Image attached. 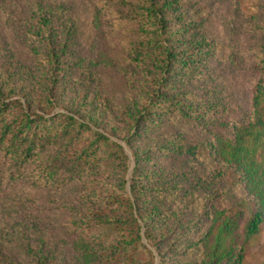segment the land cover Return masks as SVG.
<instances>
[{"label":"trees","instance_id":"trees-1","mask_svg":"<svg viewBox=\"0 0 264 264\" xmlns=\"http://www.w3.org/2000/svg\"><path fill=\"white\" fill-rule=\"evenodd\" d=\"M124 1L131 27L117 69L130 94L105 130L95 112L99 89L75 77L82 65L73 14L62 2L30 5V56L0 55V179L33 190L74 187L60 203L62 225L83 264H154L148 243L159 264H178L188 250L201 264H239L264 223V20L249 29L259 36L248 107L230 118L220 89L192 87L212 76L217 44L180 0ZM167 121L208 137L161 134ZM109 134L132 147L130 171ZM202 153L215 162L208 172L195 166ZM44 253L10 264H66Z\"/></svg>","mask_w":264,"mask_h":264},{"label":"rangeland","instance_id":"rangeland-1","mask_svg":"<svg viewBox=\"0 0 264 264\" xmlns=\"http://www.w3.org/2000/svg\"><path fill=\"white\" fill-rule=\"evenodd\" d=\"M33 1L0 0V55L8 53L19 60L30 56L27 22L32 16L30 5ZM42 1L64 3L75 18L76 43L73 51L81 58L82 65V74L76 72L75 77L79 79L78 83L91 84L94 88L92 90L99 89L95 91V112L100 117L99 128L105 130L113 122L111 112L120 108L130 94L124 77L117 69L119 62H124L131 27L124 17L125 1ZM179 3L187 15L200 23L201 32L217 44L210 62L212 76L204 82H193L192 87L195 90H209L213 87L220 89L229 104L228 117L234 118L249 104L254 77L253 52L259 36L249 29L257 21L264 20V0H180ZM92 94L90 92L89 96ZM83 100L88 99L80 98V101ZM54 109L63 110V107L58 105ZM162 129L161 134L179 132L180 136L190 142L208 137L207 130L194 124L179 126L167 121ZM109 135L125 148L129 155L130 171L133 166L132 147L123 139ZM197 158L194 159L195 166L203 172H208L215 165L212 159L205 158L204 153ZM237 192H242V189H236L235 194ZM74 195L73 186L53 191L33 190L26 186L25 181L0 179V264L30 262L35 260V253L40 249L53 262L57 260L66 264H83L62 225L65 211L61 209L60 203ZM249 243L243 261L239 264H264V223ZM148 248L153 252L154 264H159L155 248L149 243ZM142 256L149 257V254L143 251ZM201 257L188 250L187 254L175 257V262L201 264ZM90 264L112 263L93 260Z\"/></svg>","mask_w":264,"mask_h":264}]
</instances>
